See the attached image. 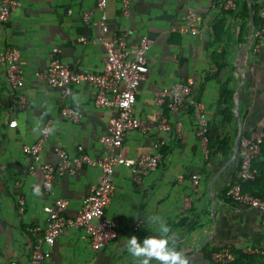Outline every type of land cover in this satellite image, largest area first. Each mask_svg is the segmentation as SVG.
Listing matches in <instances>:
<instances>
[{
  "label": "crops",
  "instance_id": "0c3cea01",
  "mask_svg": "<svg viewBox=\"0 0 264 264\" xmlns=\"http://www.w3.org/2000/svg\"><path fill=\"white\" fill-rule=\"evenodd\" d=\"M20 1L22 5L12 9L9 20L0 24V51L8 45L18 48L23 84L16 93L23 94L29 104L17 108V97L0 63V264H29L38 238L27 227L45 226V208L55 198L66 199L65 215L74 216L81 199L100 179L96 166L84 165L73 174L55 177L50 193L35 190L41 185L42 173L29 171L33 160L22 147L40 138L41 134L33 132L36 122L43 117L44 124L50 122L56 128L41 154L42 161L55 163L56 146L70 155L82 146L92 159L101 157L105 147L99 138L108 133L115 115L114 108L95 106V89L86 82L70 86L64 96L60 87L36 76L47 67L55 48L76 70L102 71L105 50L98 40L101 30L82 19L85 10L99 15L96 1ZM235 2V9L226 10L218 0H131V10L123 16L119 1L107 0L109 31L104 39L126 33L130 52L141 35L153 40L147 53L148 71L137 87L133 109L146 129L128 131L118 151L124 158H136L155 153L161 143L162 160L139 182L130 168H115L106 215L115 220L117 235L105 248L93 250L84 229L68 228L40 264H135L123 242L132 235L142 241L152 234L153 226L146 222L149 215L167 221L190 264H214L210 251L221 246L264 247L260 214L226 195L238 172L235 152L239 136L261 131L264 126V41L259 51L253 53L248 47L242 53L258 29L255 17L259 18L260 4L256 0ZM188 8L197 13L198 32L194 35L177 29ZM228 78L231 81L227 83ZM187 80L192 81L194 100L207 108L206 154L196 135L191 107L170 112L155 101L164 86ZM225 86L230 104L221 97ZM65 106L81 114L77 122L61 114ZM160 113L170 129L159 128ZM12 120L15 126L9 125ZM20 199L24 200L22 211Z\"/></svg>",
  "mask_w": 264,
  "mask_h": 264
},
{
  "label": "built area",
  "instance_id": "2783aa9c",
  "mask_svg": "<svg viewBox=\"0 0 264 264\" xmlns=\"http://www.w3.org/2000/svg\"><path fill=\"white\" fill-rule=\"evenodd\" d=\"M96 17L93 10H85L82 19L85 24H93L100 28L102 36L98 40L102 43L105 54L103 57V69L100 72L79 71L64 62L59 56V50L53 49V55L47 67L36 73L38 78L44 79L49 85L60 87L64 96L69 94L70 86L86 82L95 89L94 104L96 107H110L115 109V115L110 119L109 131L101 136L99 141L105 147V153L92 159L82 146H77V153L70 155L61 147H54L53 152L57 157L55 163L41 160L44 144L49 134H41L40 138L24 145L22 151L32 157L29 171L39 170L42 173V182L35 190L50 193L55 177L73 174L84 165L96 166L100 171L98 183L91 192L83 197L80 207L74 216L65 215L67 200L55 198L52 205L45 208L47 212L44 227L38 225L27 227V231L35 235L37 243L31 248L29 264H40L50 255V248L58 237L68 228H82L86 232L91 248L101 250L117 235L116 222L106 215V208L110 203L113 192V180L115 168L123 165L130 168L136 181L149 171L155 170L162 160L161 143L157 144L155 153L143 154L136 158H124L119 149L123 144L125 134L130 130H144L146 126L134 113L136 103V90L145 78L148 71L147 53L153 44L148 35H141L133 52L129 51L126 33L114 36L111 40L104 39L103 35L109 31L107 25V0H95ZM119 12L128 16L131 10V0H118ZM226 10L236 7L235 0H218ZM260 4V25L253 34V42L249 43V49L255 53L259 51L264 41V0H256ZM22 5L20 0H0V24L9 20L14 7ZM197 13L195 9L188 8L181 24L177 28L183 34L194 35L198 32L196 25ZM85 41V38H80ZM0 63L5 68V74L9 88L17 97L15 103L18 109L28 107V101L23 94H17L16 90L23 84V73L20 63V53L17 47L8 45L0 51ZM155 101L170 112H177L185 105L192 107V114L196 119V135L200 141L201 150L208 152V118L206 105L194 100L192 81L175 82L164 86L156 95ZM61 114L73 122H77L81 114L72 107L61 108ZM15 126L16 121L9 122ZM44 125L51 127L50 122ZM177 130L181 129V123L177 122ZM158 126L161 129H170L166 117L160 113ZM262 131H253L249 135H241L237 140L236 156L238 159V177L227 188L226 195L234 203L256 210L264 224V200L243 190V183L255 178L253 160L260 151ZM194 185L197 180L193 181ZM19 210H23L24 200L18 201ZM44 246V247H43ZM241 250L247 254H264V247L248 245ZM214 264H230L234 260V254L228 246L214 248L210 252ZM11 264H17L11 262Z\"/></svg>",
  "mask_w": 264,
  "mask_h": 264
},
{
  "label": "clouds",
  "instance_id": "9594fccd",
  "mask_svg": "<svg viewBox=\"0 0 264 264\" xmlns=\"http://www.w3.org/2000/svg\"><path fill=\"white\" fill-rule=\"evenodd\" d=\"M73 99L79 102L78 97L74 96ZM55 131V127L44 125L43 117L33 127V132L37 135H50ZM146 222L153 226L151 235L146 236L142 241L136 235H132L123 242L129 255L134 258L135 264H152L153 261L156 264H190V258L178 247V237L164 218L149 215Z\"/></svg>",
  "mask_w": 264,
  "mask_h": 264
},
{
  "label": "trees",
  "instance_id": "16d2710c",
  "mask_svg": "<svg viewBox=\"0 0 264 264\" xmlns=\"http://www.w3.org/2000/svg\"><path fill=\"white\" fill-rule=\"evenodd\" d=\"M255 24L258 28V25H260V18L255 17ZM240 44H242V41L240 42ZM220 66L221 67L225 66V62L223 64H220ZM229 78L227 80V83L231 81L229 80ZM232 81L235 80L233 79ZM221 97L225 99L226 103L227 102L229 104L231 103V95L228 94L226 86L224 87V90L221 93ZM261 131L264 133V126ZM252 167L255 168L256 170L255 178L253 180H248L245 183H243V190L264 200V136L261 140L259 154L253 160ZM237 177H238V172L236 177L233 179V181L237 179ZM230 249L234 254V260L230 264H264V254H247L244 253L241 249H236L233 247H230Z\"/></svg>",
  "mask_w": 264,
  "mask_h": 264
},
{
  "label": "water",
  "instance_id": "95a60500",
  "mask_svg": "<svg viewBox=\"0 0 264 264\" xmlns=\"http://www.w3.org/2000/svg\"><path fill=\"white\" fill-rule=\"evenodd\" d=\"M249 43L246 44L245 48H243L242 53L245 52V50L248 48ZM236 153V152H235Z\"/></svg>",
  "mask_w": 264,
  "mask_h": 264
}]
</instances>
